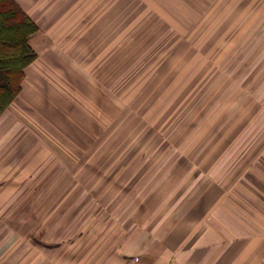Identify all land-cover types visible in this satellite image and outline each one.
I'll return each mask as SVG.
<instances>
[{
  "label": "rangeland",
  "instance_id": "obj_1",
  "mask_svg": "<svg viewBox=\"0 0 264 264\" xmlns=\"http://www.w3.org/2000/svg\"><path fill=\"white\" fill-rule=\"evenodd\" d=\"M90 1L62 34L32 38L44 57L32 66L91 139L47 140L71 165L0 214V258L82 259L160 238L214 181L220 211L263 229L264 0Z\"/></svg>",
  "mask_w": 264,
  "mask_h": 264
},
{
  "label": "crops",
  "instance_id": "obj_2",
  "mask_svg": "<svg viewBox=\"0 0 264 264\" xmlns=\"http://www.w3.org/2000/svg\"><path fill=\"white\" fill-rule=\"evenodd\" d=\"M14 1L38 27V31L29 41L36 54L34 62H37L44 57L39 54L40 50L32 45V38L42 35L46 39L48 36L62 34L60 28L74 25L78 13L84 9L88 0ZM32 65L33 63L24 70L18 96L0 114V214L18 199L22 189L30 182H34L36 187L45 188L42 196L63 180L62 175L55 177L59 173L54 176L53 172L59 171L66 175L71 163L63 162L64 157L59 156H67L69 153L48 146L47 140H59L60 131L67 134L66 138L75 139L77 136L91 139L89 132L83 135V128H76L75 121L66 114H61L58 104L62 98L59 91L51 88ZM68 65V71L74 72L73 64ZM66 68L57 69L64 74L68 73ZM88 147L66 146L64 150L77 156L87 155ZM201 177V174L198 175L196 180ZM64 183L72 188L76 186L73 178L65 179ZM219 186V181L207 184L191 205L175 221L166 225L168 229L160 238L152 235L148 241L139 244L136 240L135 243L126 245L129 247L125 249L120 246L118 249L114 248V252H98L94 257L90 256L92 251L89 249L86 258H64L51 262L39 258L33 263L264 264V228H257L246 219L243 220V225L239 226L227 212L220 211L219 206L223 205L220 204L223 200ZM50 201L53 203L54 198ZM54 206L55 204L51 207L52 213ZM51 216L47 215V218ZM259 223L264 225V220L259 219ZM253 227L256 231L251 233L250 228ZM3 248L4 246L0 248V255ZM224 252L226 253L223 255ZM0 264L28 262L0 258Z\"/></svg>",
  "mask_w": 264,
  "mask_h": 264
},
{
  "label": "trees",
  "instance_id": "obj_3",
  "mask_svg": "<svg viewBox=\"0 0 264 264\" xmlns=\"http://www.w3.org/2000/svg\"><path fill=\"white\" fill-rule=\"evenodd\" d=\"M37 31L14 0H0V114L18 96L24 70L36 59L29 41Z\"/></svg>",
  "mask_w": 264,
  "mask_h": 264
}]
</instances>
